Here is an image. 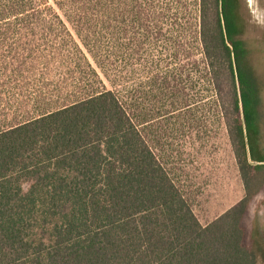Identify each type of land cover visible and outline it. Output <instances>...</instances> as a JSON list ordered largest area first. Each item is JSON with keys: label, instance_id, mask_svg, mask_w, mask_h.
<instances>
[{"label": "trees", "instance_id": "1", "mask_svg": "<svg viewBox=\"0 0 264 264\" xmlns=\"http://www.w3.org/2000/svg\"><path fill=\"white\" fill-rule=\"evenodd\" d=\"M163 3L0 0V264L264 259V241L247 225L250 203L264 189V150L261 87L242 34L239 0ZM183 21L193 25L184 39L201 54L192 63L201 61L212 87L204 107L192 105L198 100L183 91L181 73L168 64L128 87L125 60L147 45L161 56L185 49L187 41L180 44L172 30L168 46L156 45L164 43L165 23L179 35ZM48 24L64 28L82 60L75 85L59 89L66 99L57 106L51 105L52 90L28 91L32 85L21 84L46 64L42 45L56 50L55 42H36L42 34L56 36ZM197 72L187 79L193 90L201 86ZM213 105L220 106L244 195L202 224L190 186L169 160L168 139L177 130L173 125Z\"/></svg>", "mask_w": 264, "mask_h": 264}, {"label": "rangeland", "instance_id": "2", "mask_svg": "<svg viewBox=\"0 0 264 264\" xmlns=\"http://www.w3.org/2000/svg\"><path fill=\"white\" fill-rule=\"evenodd\" d=\"M158 3V0H146L147 3ZM188 2V0H186ZM168 0H164L163 5L167 6ZM239 11L243 22L242 34L249 47L252 65L255 73L260 81V111H261V146L264 150V0H239ZM187 19L186 16L184 20ZM170 23H165L168 32L165 33V40L156 45H167L173 41L174 36L177 37L180 44L187 41V45L180 48L175 55L173 52H151L149 47L144 46L137 54L128 57L125 60L126 76L128 78V87L132 88L136 85L144 84L148 77L154 74L156 68L167 70L164 66H168L173 72L181 73L178 77L180 86H184V92L190 96L194 95L196 102L192 105H203L212 99V87L205 79V73L200 64L193 65V59H200V50L197 44H191V41L184 39L187 27L190 32L193 29L192 24L184 23L180 25L181 32L176 35L177 27H170ZM69 30L70 26L65 25ZM46 28L56 31L55 35L42 34L38 43L55 42L56 52L43 45L40 47L44 51L46 64L40 65L34 74L24 75L21 84L31 86L28 91L44 86L48 88L47 93L51 90L56 96L51 99L53 106L61 105L66 99L65 94L60 98L59 89H69L75 85L76 68L81 67L79 55H75L71 48V39L64 33L61 25L48 24ZM71 30V29H70ZM172 31H175L174 36ZM40 35V34H38ZM45 41V42H44ZM17 39H11L7 43H16ZM155 45V43H151ZM40 46V45H39ZM152 48V47H151ZM173 51V50H172ZM6 55V52H3ZM175 56H174V55ZM166 57V58H165ZM124 66V67H125ZM197 72L201 77V86L196 89H190L191 82H187L192 75L191 72ZM31 76V77H29ZM28 77V78H26ZM33 78L40 81L37 85ZM34 83V84H32ZM12 85V84H11ZM189 88V89H188ZM58 95V96H57ZM189 96L186 95L187 99ZM56 102V103H55ZM212 111H203L197 113V117L192 121L189 117L180 124L173 125L174 132L170 134L168 142L171 143L172 155L170 162L176 167V176L180 178L181 183L190 186V194L192 197L191 204L198 220L205 224L214 217L220 215L225 210L234 205L244 195V187L240 178L238 168L234 159L231 144L228 139L226 126L222 115L220 114V106L213 105ZM190 119V120H189ZM173 123V121H172ZM260 179V177H259ZM258 180L254 178L253 185H257ZM247 225L249 228L253 226L259 232L260 238L264 241V189L253 197L250 208ZM256 264H264V259L259 257Z\"/></svg>", "mask_w": 264, "mask_h": 264}]
</instances>
